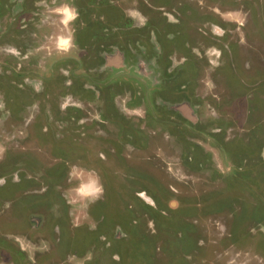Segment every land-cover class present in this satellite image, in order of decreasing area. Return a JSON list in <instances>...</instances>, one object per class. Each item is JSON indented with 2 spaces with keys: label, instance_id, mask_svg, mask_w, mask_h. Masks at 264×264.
<instances>
[{
  "label": "rangeland",
  "instance_id": "374dc122",
  "mask_svg": "<svg viewBox=\"0 0 264 264\" xmlns=\"http://www.w3.org/2000/svg\"><path fill=\"white\" fill-rule=\"evenodd\" d=\"M27 1L0 0V264H264V0Z\"/></svg>",
  "mask_w": 264,
  "mask_h": 264
},
{
  "label": "flooded vegetation",
  "instance_id": "af4514ba",
  "mask_svg": "<svg viewBox=\"0 0 264 264\" xmlns=\"http://www.w3.org/2000/svg\"><path fill=\"white\" fill-rule=\"evenodd\" d=\"M29 1V2H28ZM27 2L29 3V5L30 4H33L34 6H31L29 9H26L25 7H22L20 4H17V9H20V8H22V10H23V8L25 9V12L24 13H30V12H32V11H36L37 10V12H38V9H37V2H39V1H41V0H28ZM9 3V2H8ZM14 3V2H13ZM29 5H28V7H29ZM3 6H5V5H3ZM11 6H12V4H11ZM36 8V9H35ZM14 11H16V9L14 8ZM55 11V10H54ZM57 11V10H56ZM33 13H35V12H33ZM38 14H39V12H38ZM40 15V14H39ZM61 106V105H60ZM48 110V109H47ZM58 136V135H57Z\"/></svg>",
  "mask_w": 264,
  "mask_h": 264
},
{
  "label": "bare ground",
  "instance_id": "6f19581e",
  "mask_svg": "<svg viewBox=\"0 0 264 264\" xmlns=\"http://www.w3.org/2000/svg\"><path fill=\"white\" fill-rule=\"evenodd\" d=\"M60 38H62V37H60Z\"/></svg>",
  "mask_w": 264,
  "mask_h": 264
}]
</instances>
